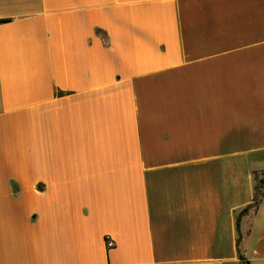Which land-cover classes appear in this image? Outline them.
I'll list each match as a JSON object with an SVG mask.
<instances>
[{"label": "crops", "instance_id": "obj_1", "mask_svg": "<svg viewBox=\"0 0 264 264\" xmlns=\"http://www.w3.org/2000/svg\"><path fill=\"white\" fill-rule=\"evenodd\" d=\"M259 172L264 0H0V264H264Z\"/></svg>", "mask_w": 264, "mask_h": 264}, {"label": "trees", "instance_id": "obj_2", "mask_svg": "<svg viewBox=\"0 0 264 264\" xmlns=\"http://www.w3.org/2000/svg\"><path fill=\"white\" fill-rule=\"evenodd\" d=\"M258 178V174L255 173V180H256V184H255V196H254V203H252L250 206L246 207L245 209H243L239 215H238V224L240 223V220H241V216L243 214H245L249 208L251 207H255V206H258V204L261 202L262 200V197L264 196V190H261L259 191V189L263 188L264 186V180H257ZM240 239H241V235H240ZM241 258L244 260V257L243 255H241ZM246 264H248V261L245 262Z\"/></svg>", "mask_w": 264, "mask_h": 264}, {"label": "rangeland", "instance_id": "obj_3", "mask_svg": "<svg viewBox=\"0 0 264 264\" xmlns=\"http://www.w3.org/2000/svg\"><path fill=\"white\" fill-rule=\"evenodd\" d=\"M257 174H258V178H257L258 181L261 179L264 180V172H259ZM261 190H264V186H263V188L259 189V191H261Z\"/></svg>", "mask_w": 264, "mask_h": 264}, {"label": "built area", "instance_id": "obj_4", "mask_svg": "<svg viewBox=\"0 0 264 264\" xmlns=\"http://www.w3.org/2000/svg\"><path fill=\"white\" fill-rule=\"evenodd\" d=\"M107 240H108V246H112L113 242L110 239H107Z\"/></svg>", "mask_w": 264, "mask_h": 264}]
</instances>
